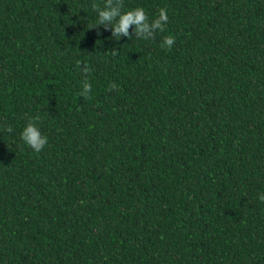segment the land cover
Returning a JSON list of instances; mask_svg holds the SVG:
<instances>
[{"label": "trees", "instance_id": "1", "mask_svg": "<svg viewBox=\"0 0 264 264\" xmlns=\"http://www.w3.org/2000/svg\"><path fill=\"white\" fill-rule=\"evenodd\" d=\"M123 2L0 0V264H264V0Z\"/></svg>", "mask_w": 264, "mask_h": 264}, {"label": "clouds", "instance_id": "2", "mask_svg": "<svg viewBox=\"0 0 264 264\" xmlns=\"http://www.w3.org/2000/svg\"><path fill=\"white\" fill-rule=\"evenodd\" d=\"M91 7L98 14L97 26L93 28H98L101 25L105 29L110 28L111 37L116 41H119L121 37H127L132 40L133 36L130 34V28L134 31V36L137 39H154L157 31L163 32L165 30L169 20L167 10L164 8L159 9L158 17L151 21L142 7L124 12L122 11L124 7L123 0H104L103 8L96 3H92ZM97 34L99 35L100 33L98 32ZM174 44L175 37L167 36L163 39L161 47L171 50ZM110 54L115 56L119 54V51L112 49ZM77 66L81 67L85 74L89 71L88 66L86 64L81 65L80 61H77ZM91 87V84L85 80L83 89L78 95L83 97V99H90ZM116 88L117 85L113 83L109 85L108 90L113 91ZM39 119L38 116L33 117L20 133V139L36 153H40L48 144V138L42 135L40 128L37 126ZM4 130L7 133L13 131L10 126ZM258 199L264 203V194L260 195Z\"/></svg>", "mask_w": 264, "mask_h": 264}]
</instances>
